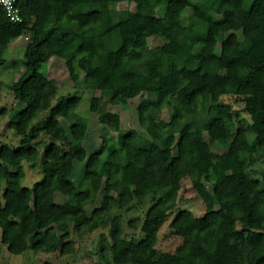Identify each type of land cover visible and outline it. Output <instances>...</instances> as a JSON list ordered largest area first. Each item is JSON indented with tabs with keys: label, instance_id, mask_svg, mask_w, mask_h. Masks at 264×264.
Segmentation results:
<instances>
[{
	"label": "trees",
	"instance_id": "1",
	"mask_svg": "<svg viewBox=\"0 0 264 264\" xmlns=\"http://www.w3.org/2000/svg\"><path fill=\"white\" fill-rule=\"evenodd\" d=\"M106 1L131 2L134 10L100 11L92 0H16L22 21L12 23L0 7V49L14 40L13 30L28 34L11 90L31 101L25 110L1 111L16 146L0 144V245L11 254L66 256L75 251L72 230L108 228L92 264H264V0H218L223 9L206 0ZM153 33L163 41L157 50L148 46ZM76 40L75 54L64 61L76 88L101 91L119 105L140 96L142 129L163 108L170 110L149 140L132 130L118 144L110 132L119 131V115L102 111L101 143L87 156L79 98L52 105L57 84L46 71ZM96 58L107 65L105 78L90 67ZM4 64L0 57V68ZM212 66L224 74L208 72ZM226 96L243 101L250 121L222 101ZM99 102L92 97L90 109ZM199 115L211 119L209 141L225 149L222 155L202 139ZM41 135L47 142L39 151L34 143ZM246 147L261 153L260 178L245 167L228 174L217 169ZM75 161L85 162L78 183L70 178ZM23 163L41 171L31 187L23 185ZM184 179L204 206L199 216L177 207ZM100 190L99 205L87 213ZM56 194L75 209L55 202ZM128 211L144 214L140 239L124 234ZM165 225L172 249L157 246Z\"/></svg>",
	"mask_w": 264,
	"mask_h": 264
},
{
	"label": "rangeland",
	"instance_id": "2",
	"mask_svg": "<svg viewBox=\"0 0 264 264\" xmlns=\"http://www.w3.org/2000/svg\"><path fill=\"white\" fill-rule=\"evenodd\" d=\"M95 4V8L100 11L107 10H134V4L131 2H109L106 0H92ZM218 9H223L226 6L218 0H206ZM159 12H163V8L159 9ZM166 32L175 40L181 41L177 32L169 27H164ZM242 48L247 49L248 45L243 40L240 33ZM14 40L5 48L0 49V57L5 60V64L0 68V144L7 143L8 148L12 149L16 146V138L12 131L7 127L8 115L3 116L1 111L5 108V112L8 113L11 108L21 111L28 108L30 99L15 97L11 90V84L16 80L22 71V61L24 59V45L27 41L28 34L20 30H13ZM148 46L152 49H159L163 45L161 38L153 33L147 36ZM99 43V40H97ZM79 45V40H76L68 51L61 58H53L49 62L46 71L49 76L55 79L57 84V94L52 101V105H55L58 100L65 99L67 97H78L79 104L76 112L84 118L87 125V136L83 141V145L86 149L87 156L90 155L101 143L100 133L104 126L99 122L98 116L102 111H110L119 115L120 129L118 132H110L113 140L118 144H121L123 138L132 130L140 132L141 135L149 140L150 132L162 121H168L171 112L168 108H163L158 117H151L147 129H142L139 124L138 108L141 103V97H135L130 99L126 105H119L113 103L110 100V96L102 93L101 91L89 90L85 88H76L73 82L68 78L67 70L64 61L69 59L75 54V50ZM93 69L101 78H105L107 75V65L105 61H100L97 58L91 64ZM208 72L213 74H224L223 70H219L216 67H209ZM98 97L100 102L95 110L90 109V102L92 97ZM223 102L231 103L233 108L238 113L239 117L250 121L249 115L243 110V101L235 96H226L222 98ZM211 119L206 115H199L197 122L201 132L202 139L210 145L211 150L217 155H222L225 152L223 147L215 145L209 141L207 128ZM61 124L68 132V124L65 120L61 119ZM47 137L41 135L34 145L39 151H42L44 143L47 142ZM173 152H176L173 147ZM228 162L223 160L217 164V169L224 174L238 171L239 168L245 167L251 173L260 178L262 165V156L260 152L251 153L248 148L241 150L240 155L235 158H227ZM85 162L75 161L73 164V170L71 173V180L73 183H78L84 174ZM24 181L23 185L33 186L42 177L41 171L35 169L32 170L28 163H23ZM102 190L97 195V200L93 205H87L85 210L90 213L94 206H98L100 198L102 196ZM55 202L63 205L66 209H75V204L66 197L56 194ZM182 209L190 210L194 215L199 216L203 213L204 206L201 201L194 194L190 182L186 179L183 180L182 189L178 196V206ZM144 214L140 211H128L123 213V228L124 234L127 238L140 239L142 235L140 233V224L143 220ZM138 219V220H137ZM128 221H135L137 227L132 228L128 226ZM134 223V222H133ZM101 236L109 237L108 228H100L93 231L87 230H72L70 237L74 244V253L66 256H60L58 252L47 251H27L24 254H11L8 252L5 244L0 245V264H92L99 261L98 250L101 243ZM157 246L160 249H172L174 244L171 236L167 230L166 225L162 229L159 235Z\"/></svg>",
	"mask_w": 264,
	"mask_h": 264
},
{
	"label": "built area",
	"instance_id": "3",
	"mask_svg": "<svg viewBox=\"0 0 264 264\" xmlns=\"http://www.w3.org/2000/svg\"><path fill=\"white\" fill-rule=\"evenodd\" d=\"M0 7L3 8L10 22L19 23L22 21L16 7V0H0Z\"/></svg>",
	"mask_w": 264,
	"mask_h": 264
}]
</instances>
